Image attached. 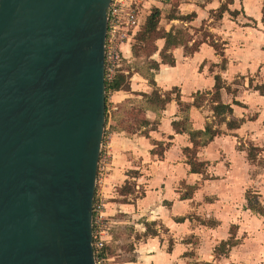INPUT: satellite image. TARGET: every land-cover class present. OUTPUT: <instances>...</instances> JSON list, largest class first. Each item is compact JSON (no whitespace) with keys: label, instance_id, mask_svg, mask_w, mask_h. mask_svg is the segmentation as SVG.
Segmentation results:
<instances>
[{"label":"water","instance_id":"water-1","mask_svg":"<svg viewBox=\"0 0 264 264\" xmlns=\"http://www.w3.org/2000/svg\"><path fill=\"white\" fill-rule=\"evenodd\" d=\"M112 0H0V264H96Z\"/></svg>","mask_w":264,"mask_h":264},{"label":"crops","instance_id":"crops-1","mask_svg":"<svg viewBox=\"0 0 264 264\" xmlns=\"http://www.w3.org/2000/svg\"><path fill=\"white\" fill-rule=\"evenodd\" d=\"M148 3L146 0L141 13L147 8ZM222 3L223 0H184L179 9L181 15L196 14L194 21L187 24V27L190 25L200 28L205 21L210 25L214 23L211 12L219 9ZM263 5L264 0H236L229 9L238 13L243 9L241 14L245 13L248 18L260 22L263 17ZM230 15L228 12L225 13L219 21L221 27L225 29L224 58L206 43L193 55H188L183 47L173 48L171 53L176 60L175 66L161 64L154 78L160 93L164 94L176 88L179 90L181 100L191 104L196 95L213 91L216 84L215 76L219 75L226 87L221 90V101L233 109V114L227 116V122L231 119L245 120L240 128L228 130L226 123H219L215 117L210 99L201 107L191 108L190 121L193 129L205 130L207 124H212L225 132L197 151V159L207 163L205 174L191 173L187 164L183 149L192 148L193 144L188 134L176 133L174 130L173 122L181 119L180 107L175 100L161 112L157 129L152 128L157 115L152 111H146L142 116L151 123L149 127H144L132 135L124 132L109 134L107 142L109 165L106 168L107 174L102 179L106 213L111 222L116 220L121 228H130L134 232L131 243L135 248V260L122 264H264V217L248 209L245 200L241 203V209L231 204L224 205L221 203L222 200L208 205L206 209L209 214H206V217H213V221L216 222L215 226L209 227L208 224L197 225L195 219L188 217L189 202L194 201V198L185 199L186 196H182L181 191L182 183L196 185L200 181L202 182L199 185L200 189H205L214 182L226 184L232 177L236 178V173H239V178L240 176L244 178L242 183L245 182L246 170L250 166L246 151H240L237 145L242 139L244 143L248 139L252 141L251 137L255 135V130L258 133L264 131L260 125V115L254 119L253 115L248 116L256 106V101H260L264 95L255 89L252 92L242 91L239 90V86L233 85L236 76L240 79L241 76L258 71L260 60L264 59V51L255 55L249 47L243 49L232 47L234 42L240 41L244 35L242 31H234L235 22L229 20ZM143 23V17L140 15V24ZM228 41L231 42L228 44ZM134 43L135 37L122 47L124 63L143 61L142 58L138 60L133 57ZM164 44V40L157 41L159 50L152 57L159 63L161 62L159 52ZM224 59L227 62L223 69L220 65ZM262 71L264 72V67ZM228 87L232 90L230 91ZM130 89L131 91L113 92L111 98L113 105L129 98L141 99V95L135 94H150L154 87L142 75L133 73L130 78ZM235 89L238 90L235 92ZM157 143H161L164 148L161 157L156 153ZM258 147L263 149L262 144ZM208 177L210 179L221 177L222 180L211 181L207 179ZM237 182L239 183V180ZM127 184L133 190V194L121 195L118 189ZM138 190H142L141 196L138 195ZM262 198L264 201V195ZM263 201L261 203L264 205ZM196 215L199 216V213L196 212ZM238 218H242V221L239 222ZM233 226L237 228V233L239 232V236L235 238L237 244L227 250V255L216 257L217 241L219 243L228 241ZM161 227L164 230H161ZM261 227V232L253 239L252 234L258 232Z\"/></svg>","mask_w":264,"mask_h":264},{"label":"trees","instance_id":"trees-1","mask_svg":"<svg viewBox=\"0 0 264 264\" xmlns=\"http://www.w3.org/2000/svg\"><path fill=\"white\" fill-rule=\"evenodd\" d=\"M236 0H223L222 5L216 11L211 12V16L214 21H221L225 13H229L232 16H237L238 12H231L229 7L233 5ZM262 23L264 24V5L262 8ZM162 18V10L158 7H154L151 13L146 17L144 23L140 26V30L135 36V43L132 46L133 57L139 58L141 55L145 56V61L143 64L133 62L127 64L123 62L121 71L116 75V77L111 81L106 83V91L108 92H118V91H131L130 89V78L133 73H139L145 79L148 80L154 89L150 94H135L136 96L141 95V99L129 98L124 102L117 104L116 109L113 110V120L116 122L114 126L111 127L112 131L115 133H126L127 135L135 134L142 128L150 126V122L142 116L146 111H152L157 115V119L152 123V128L157 129L160 122L161 112L165 110L166 106L175 100L180 107L181 119L177 122H173V127L176 133L188 134L191 142L193 144L192 148H184L183 153L187 158V164L190 166L191 173L193 174H205L207 163L200 162L197 159V151L199 148L208 145L214 140L215 137L225 134L219 128H215L212 124H207L205 130H195L192 127L190 121V110L192 107H201L205 97L211 96L210 101L213 104V112L215 117L218 119L219 123H226L228 130H235L241 127L245 122L244 119L236 120L231 119L227 122V116L233 114V109L230 105L223 104L221 101V90L226 88L225 83L222 78L217 75L215 76V87L212 92H207L204 94H198L195 96L193 103H184L181 100V95L179 90L174 88L171 91L160 93V90L156 88L155 83V73L159 70L160 65L175 66L176 60L171 53L173 48L183 47L188 55H193L199 51V47L202 44H208L213 47L215 51L224 57V50L222 46H219L217 40H215L209 32H206V28L201 26L200 29H195L196 32H204L205 37L196 41L194 35L191 34L188 29L185 28H174L172 27L169 31H166L160 27V21ZM196 18L195 13L189 15H181L173 13L169 15L168 19L170 21L178 20L181 22L190 23ZM209 33V34H207ZM164 40V47L159 52L161 62H157L152 57L158 52L157 41ZM191 43V44H190ZM223 69L225 68L226 60H223ZM128 72V74H125ZM256 91H259L261 95H264V87H255ZM239 104V103H236ZM108 109H106V118L108 120ZM157 148L161 147V150H157L156 153L159 156L163 155L164 148L161 143H157ZM259 149V148H253ZM252 156V155H251ZM252 160V158H251ZM130 186L125 185L122 188V194H130ZM191 196H186L190 198ZM248 209L253 213L264 217V205L259 201L252 203L250 200V195H247ZM133 231L132 229H128ZM155 234V233H154ZM115 240V238H114ZM237 244L236 241L226 243L230 248ZM117 246L111 242L108 244L102 255L104 258L109 259L116 255ZM134 250V248H133ZM135 258H131L129 261H134Z\"/></svg>","mask_w":264,"mask_h":264},{"label":"rangeland","instance_id":"rangeland-1","mask_svg":"<svg viewBox=\"0 0 264 264\" xmlns=\"http://www.w3.org/2000/svg\"><path fill=\"white\" fill-rule=\"evenodd\" d=\"M147 2H149L147 8L144 10V12L140 14L141 18L143 17V21H145L146 17L151 13L154 7H158L162 10V18L160 21V27L162 29L166 31H169L172 27L188 29V31L194 35V39L196 41H200L205 37L204 32L195 31V29H200V28L191 27L190 25L189 27H187V24L189 23L186 22L184 23L180 21H170L168 19L169 15H171L173 11L174 13L181 14L179 7L181 3L184 2V0H147ZM241 12L243 13V9H240L239 15L237 16L230 15L231 17L229 18V20L235 22L234 31L237 30L242 31L244 37L240 41L236 40L233 46L232 45L231 46L235 49H239V48L243 49L249 47L250 49L253 50L255 55L261 54L264 51V24L262 23V20L260 22H257L254 19L248 18L245 15V13L241 14ZM203 26L206 28V32L212 34L213 38L218 41L219 46H222L223 50H225V44H226L224 40L225 29L221 27V23H219V21H214V23L210 25V23H207V21H205ZM230 38L233 37L230 36ZM230 42L228 41V44ZM224 57H225V53H224ZM141 58L143 61L140 62L137 61V63H139L140 65L145 61V56L141 55L137 59L140 60ZM259 64L260 67L257 72L245 76H241L240 79H237L238 76H236V78L233 80V85L235 84L234 86H239V90L242 91L250 90L251 92L257 86L264 87V75H263L264 72L262 71L264 67L263 58L260 60ZM223 65L224 63L222 61L220 66L223 67ZM243 87H245V89H243ZM228 88L230 91L232 90L230 87ZM237 90L238 89H235V92ZM112 93L113 92H108V93L106 92V109H108L109 117L108 120L106 118L105 136H104L103 148L101 152V170L99 169L98 181L96 186V193L101 195L103 193L102 179H104L105 175L107 174L106 168L109 165L107 142L109 141V134L115 133L112 131L111 127L116 124V122L113 120L112 117L113 110L116 109V105H113L112 103V99H111ZM210 98L211 96L205 97L203 103ZM255 104L256 106L253 108L252 112H250L248 116L253 115L252 118L254 119L256 118L255 116L260 115L261 116L260 125L264 128V98H262L260 101L257 100ZM251 139L253 140L249 141L248 139L246 140L245 143L242 139L240 143L238 142L240 145L239 144L237 145V148L240 151L242 152L246 151L247 153L246 158L248 160L247 162L249 163L250 166V168L246 170L245 182L242 183V180H244V178L242 176H240L239 178V173H236V178L232 177L231 179L233 180L232 182H230L231 181L230 179L229 182H227L226 184L222 182H214L213 184L208 185L207 188L205 189L202 188L200 189L199 185L202 184V182L200 181H198L196 185H185L182 183L181 186L182 196H191V199L194 198V201L189 202L188 208L190 209H189L188 217H191V219H195V224L202 226L208 224L209 227L215 226L216 222L213 221L212 219L213 217L211 218L206 217V214H209V211L206 209V207L208 205L216 204L218 200L220 201L222 200L221 203L224 205L231 204L234 205V207L237 206V208L239 209H241L242 207L241 203H243V200H245L246 201L245 204L248 205L249 202L247 201V195H250V200L252 201V203H255L256 201H259L261 203L263 201L262 197L264 195V131L258 133L255 130V135L253 136V138L251 137ZM261 144L263 146V149L258 147ZM253 148H259V149H253ZM156 150H161V147L157 148ZM207 179L211 181L222 180L221 177L213 178V179L212 178L210 179L208 177ZM224 179L228 180V178H224ZM238 180L239 183L237 182ZM122 188H119L118 191L121 195H124L122 194ZM129 188L131 189V187ZM138 192H139L138 195L141 196L142 190H138ZM131 193L133 194L132 189H131ZM196 212L199 213V216L196 215ZM193 216L195 218H192ZM119 220H121V218ZM238 221L239 222L242 221V218H238ZM111 228H112L111 233L113 236L112 242L117 246V249H116V255L109 258L110 260L107 261L105 264H110V263L122 264L126 261H129L131 258H134L135 257L133 250L134 245L131 243V237L134 232L129 231L128 229L130 228H121L120 223L116 220L115 222L113 221ZM261 229L262 227L259 228L258 232H254L251 237L255 239L254 237H256L257 233L261 232ZM161 230H164V228L161 227ZM149 233H151V231H149ZM238 234L239 232L237 233V228L233 226L230 230L231 237H229L228 241L226 242L222 241V243H219V241H217V245L215 248L216 257L218 256L223 257L225 254L227 255L228 253L227 250H229V247L226 245V243L229 244V242L236 241L235 238L239 236ZM245 235H249V234L245 233Z\"/></svg>","mask_w":264,"mask_h":264},{"label":"built area","instance_id":"built-area-1","mask_svg":"<svg viewBox=\"0 0 264 264\" xmlns=\"http://www.w3.org/2000/svg\"><path fill=\"white\" fill-rule=\"evenodd\" d=\"M145 1L112 0L110 3L107 11L105 42L106 83L111 82L122 69L124 62L122 47L131 42L140 30V13ZM99 169L101 170V158ZM106 212L104 196L96 193L93 206V244L96 264H105L110 260L102 255L104 248L113 241L111 233L113 222L109 220Z\"/></svg>","mask_w":264,"mask_h":264}]
</instances>
